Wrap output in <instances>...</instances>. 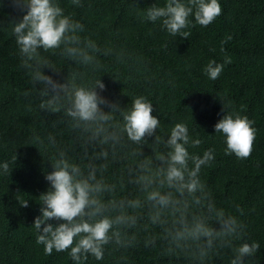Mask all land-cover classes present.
Here are the masks:
<instances>
[{
	"label": "trees",
	"instance_id": "1",
	"mask_svg": "<svg viewBox=\"0 0 264 264\" xmlns=\"http://www.w3.org/2000/svg\"><path fill=\"white\" fill-rule=\"evenodd\" d=\"M218 2L221 15L207 27L197 24L188 29L191 35L183 39L169 35L159 21L143 18L147 8L162 5L164 0H82L83 8L60 0L66 13H74L84 25L83 35L101 47L122 52L123 59L102 57L103 67L92 71L60 56L57 50L55 55L42 53L53 65L42 72L61 84L70 83L73 73L77 83L99 79L105 88L95 90L121 109L130 107L134 97L146 96L153 106L151 114L161 123L157 133L140 146L142 156H154L151 145L156 134L165 136L176 123L186 124L189 135L202 141L197 148L190 147V153L215 150V159L201 168L200 178L217 207L238 216L246 226L244 242L260 245L245 264H264V0ZM26 12L19 0H0V163L13 154L17 157L9 176L0 170V264H74L67 251L53 250L46 255L43 245L36 243L32 224L41 214L39 196L50 188L45 174L53 170L51 158L56 148L67 150L79 161L87 134L72 130L62 111L39 108L40 97L32 87L38 91L41 85L30 83L12 32V24ZM228 35L232 39L221 45ZM225 56L232 62L216 80L209 79L204 72L208 62L223 63ZM101 107L105 112L111 110L107 105ZM223 107L226 113L239 112L254 121L256 139L247 159L225 155L224 138L214 129L225 114ZM120 121L119 113L115 114L113 124ZM49 134L55 137L56 148L48 144ZM35 135L45 139L43 146L33 143ZM135 147L128 145L118 151L115 162L110 159V179L127 181L126 169L134 163L131 152ZM95 150L99 151V145ZM92 151L89 146L88 153ZM126 191H134L133 186L127 185ZM25 200L28 207L21 206ZM237 205L243 215L236 211ZM146 235L141 231L139 243L132 248L109 245L102 260L90 256L87 264H193L183 254H165L159 241L155 247H145ZM241 242L235 241L234 246ZM233 258L231 248H221L206 264H230Z\"/></svg>",
	"mask_w": 264,
	"mask_h": 264
},
{
	"label": "clouds",
	"instance_id": "2",
	"mask_svg": "<svg viewBox=\"0 0 264 264\" xmlns=\"http://www.w3.org/2000/svg\"><path fill=\"white\" fill-rule=\"evenodd\" d=\"M70 3L84 7L82 0ZM19 6L27 12L12 24V32L30 83L41 85L38 91L32 87L40 97L39 108L62 111L72 130L87 134L79 161L67 150L56 148L53 135L47 136L48 144L56 148L51 158L53 170L45 174L50 188L39 196L41 214L32 224L37 232L36 243L43 245L44 253L67 251L74 264H87L90 256L102 260L109 245L115 249L135 247L143 231L147 234L145 247H155L159 241L165 254H183L193 264H206L221 248L233 250L230 264H245L247 257L256 254L259 243L243 241L246 226L238 216L217 207L202 182L201 168L215 159V150L209 148L202 155L190 153L189 148H197L202 141L189 135L186 124L176 123L165 135L166 140L156 134L151 145L154 156H142L140 146L157 133L161 123L151 114L153 106L146 96L134 97L130 107L121 109L95 90L105 88L99 79L77 83V74L73 73L70 83L61 84L42 72L45 67H53L42 53L55 55L58 50L60 56L92 71L103 67L102 57L115 56L122 62L123 53L101 47L83 35L84 25L74 13H66L60 0H19ZM221 13L218 0H164L162 5L147 8L143 18L159 21L173 37L187 39L191 35L188 29L197 24L207 27ZM231 39V35L226 36L221 45ZM231 62L229 56L223 63L210 60L204 72L216 80ZM102 105L111 110L105 112ZM117 113L121 121L113 124ZM224 113L214 129L224 138L225 155L247 159L256 139L254 121L239 112ZM33 143L43 146L45 139L35 135ZM97 145L99 151L95 150ZM128 145L136 147L131 152L134 163L126 169L127 181H113L107 175L109 161L115 162L118 151ZM89 146L93 148L91 154ZM16 159L13 154L10 160L0 163L3 175L9 176ZM127 185H132L134 191H126ZM21 206L28 207V201ZM236 211L243 215L238 205ZM53 220L59 223H49ZM235 241L242 242L234 246Z\"/></svg>",
	"mask_w": 264,
	"mask_h": 264
}]
</instances>
